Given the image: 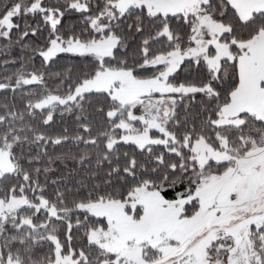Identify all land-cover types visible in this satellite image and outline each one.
Instances as JSON below:
<instances>
[{
  "label": "snow or ice",
  "instance_id": "obj_1",
  "mask_svg": "<svg viewBox=\"0 0 264 264\" xmlns=\"http://www.w3.org/2000/svg\"><path fill=\"white\" fill-rule=\"evenodd\" d=\"M14 49L0 264H264V0H0ZM69 159L93 182L49 194Z\"/></svg>",
  "mask_w": 264,
  "mask_h": 264
},
{
  "label": "trees",
  "instance_id": "obj_2",
  "mask_svg": "<svg viewBox=\"0 0 264 264\" xmlns=\"http://www.w3.org/2000/svg\"><path fill=\"white\" fill-rule=\"evenodd\" d=\"M65 25L68 24H77L79 25V14H69L67 18L63 21ZM43 43L41 39L39 41ZM19 55V49H14L8 57L0 56V61L6 58L16 57ZM35 67H40V59L36 58L33 62ZM32 64L28 65V70H31ZM18 67V65H17ZM14 69L9 66V71H13ZM49 87H55L54 84H49ZM8 96L9 99L12 97V93H0V102L3 101L4 96ZM19 102V98L17 97ZM64 127H68L71 132L74 128L73 119L70 116H66L63 120L56 116L55 122L53 126L48 129V131L53 135H58L63 131ZM69 145H65L64 148L60 146L48 145V151L53 156L60 154L63 151H66ZM83 147V145H81ZM44 161L41 162L40 166L44 165ZM53 171L47 174V177L41 175L40 181L42 184L47 183V189L49 194H54L56 189L59 188L61 191L71 190L69 196L75 194L76 190L81 187V183L91 184L93 182V177L90 175V170L86 166L79 165L76 161L71 159L66 161L56 160L55 163L51 165ZM52 181H57L56 184H53ZM81 194H83V190H81Z\"/></svg>",
  "mask_w": 264,
  "mask_h": 264
}]
</instances>
